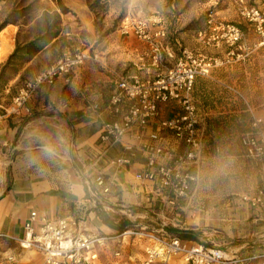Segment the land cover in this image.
Returning a JSON list of instances; mask_svg holds the SVG:
<instances>
[{
    "label": "crops",
    "instance_id": "crops-1",
    "mask_svg": "<svg viewBox=\"0 0 264 264\" xmlns=\"http://www.w3.org/2000/svg\"><path fill=\"white\" fill-rule=\"evenodd\" d=\"M145 5L148 3L137 2L134 10ZM155 12L152 18L158 17L167 31V37L157 42L172 56L162 50L158 62H153L148 43L133 34H121L116 28L93 50L97 61H87L74 69L69 82L58 79L52 86L39 88L26 104L28 112L9 115L0 111V232L21 235L31 211L49 218L77 217L83 211L85 220L81 226L85 230L112 236L129 228L157 231L188 243L217 246L249 257L250 264H256L264 259V208L250 206L241 195L253 193L261 185L264 158L248 157L241 137L251 130L252 116L261 117L264 127V44L257 36L248 35L232 47L223 41L219 45H205L193 39L187 43L194 52L218 56L223 63L213 68L209 76L194 81L203 156L198 180L191 184L186 197L172 206L157 192V183L137 182L133 175L143 169L144 154L135 151L128 155L120 144L110 148L105 158L97 159V167L111 181L110 191L92 197L87 189L86 180L94 173L91 161L98 155L102 123L111 118L105 109L115 87L109 71L117 69L126 75L153 79L170 67L178 55L179 39L183 40L184 35L172 36L163 16ZM75 16L80 20L77 30L85 29L97 40L92 17L85 13L83 17L79 13ZM8 26L0 31V62L6 60L17 43L30 42L36 36L19 40L18 25ZM73 26L62 15L60 28L66 27L67 32L60 31L42 48L28 54L22 69L37 66L33 76L67 49L79 48L81 42ZM62 41L67 46L60 47ZM92 103H97L100 110H92ZM174 110L170 105L163 115L170 116ZM156 126L152 123L146 133ZM124 140L138 141L134 132ZM45 145L53 149L51 159L40 155ZM121 155L130 156L129 164L116 167L107 163V159ZM29 157H39V165L29 163ZM101 214L107 215L112 225L104 223ZM122 223L126 225L121 230ZM177 231H187L193 239L180 237ZM146 244L145 239L114 237L99 252L96 264H142ZM117 251L119 255H115ZM10 253L15 255V264H44L41 253L19 250L0 241V264H10ZM150 264L184 263L180 256H173Z\"/></svg>",
    "mask_w": 264,
    "mask_h": 264
},
{
    "label": "built area",
    "instance_id": "built-area-1",
    "mask_svg": "<svg viewBox=\"0 0 264 264\" xmlns=\"http://www.w3.org/2000/svg\"><path fill=\"white\" fill-rule=\"evenodd\" d=\"M240 14L251 23L261 38L260 43L264 44V9L244 6ZM160 23L159 18L151 19L127 13L117 28L121 34H133L137 39L148 43L152 49L153 62H158L162 50L172 56L169 49L157 42L158 39L167 37L166 28ZM156 24L159 26L152 30ZM64 32H67L66 27ZM197 36L198 41L205 45H219L223 41L232 47L243 39V32L234 23L217 22L209 17ZM87 61H97L95 53L87 49L64 52L18 88L10 104L4 108L5 113L17 115L22 110L28 112L26 104L39 88L52 86L58 79L69 82L73 70ZM222 63L223 60L218 56H207L183 48L173 64L153 79L126 75L117 69L109 71L115 87L105 109L111 118L102 123L97 139L98 155L91 161L94 173L91 179L86 180L92 197L110 191L111 181L97 167V159L105 158L107 151L117 144L129 152L128 155L135 151L144 154V167L133 177L139 183H157V192L165 197L169 205L175 206L179 199L188 195L191 184L198 180L203 156L202 133L193 95L194 81L197 77L209 76L212 69ZM170 105L175 109L173 114L164 116L163 110ZM90 108L100 110L97 103H92ZM248 110L252 114L250 107ZM154 122L157 123V128L146 133ZM133 132L138 141H125L124 138ZM241 144L248 157L264 158V127L261 117L252 116L251 130L241 137ZM128 155L107 159V163L122 167L129 164ZM192 167L195 169L193 172ZM241 198L252 207L264 208V179L253 193L242 194ZM84 220L83 211L77 217L58 218H49L31 211L23 223L21 235L0 232V241H7L19 250L41 253L44 264H96L104 246L112 238L124 236L147 240L142 264L164 261L173 256H180L184 264H250L251 261L249 257L237 256L217 246L188 243L177 236H166L157 231L129 228L112 236L85 230L81 226ZM115 255H119V252ZM7 260L10 264H15V255L10 253ZM256 264H264V259Z\"/></svg>",
    "mask_w": 264,
    "mask_h": 264
},
{
    "label": "rangeland",
    "instance_id": "rangeland-1",
    "mask_svg": "<svg viewBox=\"0 0 264 264\" xmlns=\"http://www.w3.org/2000/svg\"><path fill=\"white\" fill-rule=\"evenodd\" d=\"M60 1L64 7L63 11L60 10L55 0H0V24L3 21H9L10 23L8 24V27L13 28V25H18V28L20 29L18 33L19 40H25L30 36L36 35V32L41 29L42 23H48L52 19V15H49L43 18L42 21L40 16L42 15L43 10H47L50 13L56 11L60 14V17L63 15L64 19H68L73 23V27L77 31V38L79 42H81V44L78 45L79 48L73 46V48H69L67 51L87 49L93 52L96 45L100 43L101 40L98 41V37L97 40H95V37H92L85 29L78 31L77 27H79L78 23L80 20L75 14L79 13L80 17H83V13L91 16L94 29L97 30L98 35H101L107 29L115 30L120 24L121 19L127 15V13L139 14L145 18L156 19L158 17L155 16L152 18V16L153 14H156L155 11H159L165 21L162 20V22L165 23L168 30L172 33V36H176L178 33L184 35V39H179V45L177 44L179 50H176V52L179 54L183 48L193 51L187 43L192 39L198 41L197 33L200 29L205 27L206 21L209 17H212L214 21L217 22L234 23L238 25L243 32V38L248 35L259 37L254 31L253 26L250 25L251 23L242 18L240 12L244 6H256L264 9V0ZM137 2L142 5L148 3V5L142 6V9H137L135 11L133 5ZM158 5L161 6L160 9L157 8ZM39 21L40 23L38 24ZM242 27L244 29L246 27V29L244 30ZM23 67L24 61L8 71L6 78H10V80L6 87L3 90H0V111H3L4 108L10 104L12 96L15 95L18 88L27 79L32 77L33 71L37 68V66L34 65L27 69H22ZM17 69L18 72L16 71ZM18 73H21L20 76H17ZM9 87H11V90L6 91Z\"/></svg>",
    "mask_w": 264,
    "mask_h": 264
},
{
    "label": "trees",
    "instance_id": "trees-1",
    "mask_svg": "<svg viewBox=\"0 0 264 264\" xmlns=\"http://www.w3.org/2000/svg\"><path fill=\"white\" fill-rule=\"evenodd\" d=\"M55 2L58 4V7L61 11H63V5L60 0H55ZM52 15V19L48 23H42V27L40 30L36 32L35 38L27 43H17L12 53L6 58L4 62L0 63V90H3L6 85L8 84L10 78H6V75L8 71L17 66L20 62H25V57L28 56L33 51L39 50L42 48L47 42H49L53 37L57 36L58 33L61 31L64 32V28H60L61 23V17L60 14L56 11L53 13H50L47 10H43L42 15L40 16V19L43 21V18ZM10 22L9 21H3L0 24V31L5 28ZM40 21L38 22V24ZM111 29L105 30L101 35H98V41H100L108 32H110ZM61 46H66L65 42H60ZM27 58V57H26ZM18 72V69L16 70ZM16 72V73H17ZM101 220L109 225H112V222L110 218L107 217L105 214L100 215ZM126 223H122V226L120 229L122 230L125 227ZM178 236L180 237H188L190 239H193V236L191 233H188L187 231H177Z\"/></svg>",
    "mask_w": 264,
    "mask_h": 264
},
{
    "label": "clouds",
    "instance_id": "clouds-1",
    "mask_svg": "<svg viewBox=\"0 0 264 264\" xmlns=\"http://www.w3.org/2000/svg\"><path fill=\"white\" fill-rule=\"evenodd\" d=\"M40 155L45 159H51L54 155L53 149L49 145H45L40 152ZM29 163L38 166L40 163L39 157H29Z\"/></svg>",
    "mask_w": 264,
    "mask_h": 264
},
{
    "label": "bare ground",
    "instance_id": "bare-ground-1",
    "mask_svg": "<svg viewBox=\"0 0 264 264\" xmlns=\"http://www.w3.org/2000/svg\"><path fill=\"white\" fill-rule=\"evenodd\" d=\"M1 34V33H0ZM3 40V39H2ZM9 40V39H8ZM3 41H5V40H3ZM7 42H9V41H7ZM7 42H6V44H7ZM5 44V43H4ZM3 45V44H2ZM3 47V46H2ZM5 49V48H4ZM1 54H3V52L1 53Z\"/></svg>",
    "mask_w": 264,
    "mask_h": 264
}]
</instances>
